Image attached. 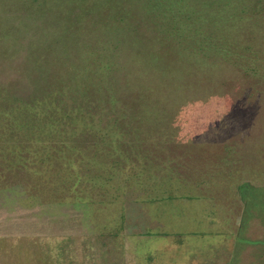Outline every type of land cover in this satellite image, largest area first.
Returning a JSON list of instances; mask_svg holds the SVG:
<instances>
[{
	"label": "rangeland",
	"instance_id": "374dc122",
	"mask_svg": "<svg viewBox=\"0 0 264 264\" xmlns=\"http://www.w3.org/2000/svg\"><path fill=\"white\" fill-rule=\"evenodd\" d=\"M44 1L29 0L23 8L18 0H0V264H264V7L234 17L230 14L237 7L234 3L185 0L191 5L189 26L198 18V31L225 28L249 46L233 47L238 54L246 49L244 56L230 46V53L218 57L179 41L182 36L200 38L196 31L186 36L187 30H182L180 38H172L168 27H173V21L151 13L146 5L143 10L142 0ZM198 7L210 14L213 10L212 25L205 19L208 13L192 18ZM138 20L143 24L137 28ZM109 26L112 36L124 28L128 32L137 28L144 42L152 41L147 47L163 73L140 76V80L148 85L155 82L158 89L134 90L122 64L106 72L102 63L110 53L104 48ZM248 28L256 29L255 37L246 33ZM124 52L129 55L130 50ZM41 63L46 65L44 79L50 93L36 97L51 99L58 92L56 100L66 106L76 100L84 112L91 113L85 124L77 111L71 112L76 121L67 118L68 130L76 137H51L46 127L39 132L34 128L32 133L12 121L20 120L19 99L25 100L31 91L29 75L35 79ZM76 73L100 87L75 83ZM65 83L67 88L61 92ZM134 115L141 120L131 119ZM103 133L105 137H100ZM84 148L96 150L94 157L82 152ZM74 149L81 150L77 158L66 157ZM129 149L136 152L131 158L136 165L125 163ZM182 160L196 167L207 165L208 169H197L209 173V192L181 184L175 166ZM158 163L167 176L170 202L176 201L173 194L178 195L180 209L207 214L210 223L188 215L183 224L163 227L167 235L162 236L154 233L159 227L116 222V208L107 207L102 213L112 214L107 215L110 223L104 230L84 227L83 232L104 240L109 250L80 253L75 238L86 233L60 227L54 235L41 226L38 233L13 214L18 204L32 201L46 216L49 207L65 203L68 191L80 195L77 183L87 177L94 183L102 181L100 186L114 181L120 189L109 187L100 194L101 201L93 202L123 203L131 198L129 182L136 180L139 185L145 172ZM110 170L113 176L100 177ZM53 173L58 178H50ZM189 196L196 200L189 202ZM70 243L73 248L66 249ZM51 244L55 252L50 251ZM66 252L68 257H63Z\"/></svg>",
	"mask_w": 264,
	"mask_h": 264
},
{
	"label": "trees",
	"instance_id": "16d2710c",
	"mask_svg": "<svg viewBox=\"0 0 264 264\" xmlns=\"http://www.w3.org/2000/svg\"><path fill=\"white\" fill-rule=\"evenodd\" d=\"M18 1L24 8L26 2L29 0H18ZM217 1L234 3L237 7L235 11L230 13L235 15L234 17H244L245 14L248 13L247 15H249V12L251 13L258 10H262L264 7V5L260 4V2L261 1L264 2V0H247L248 1L247 3H244V0H217ZM140 2H141L140 6L144 8L143 10H145V5H146L148 9L153 11L151 13H156L159 16L166 18L169 17L171 21H173V25H172L173 27L172 28L168 27L169 33L171 34L172 38L175 36H178V38H180V36L182 35L181 34L182 30H187L186 32H183V34H185L186 36H190L191 32L189 31H196V33H199L201 35L200 38L197 37L195 38L194 35L192 34L191 36L194 37V40H185V38L183 39L182 36V41L181 39L179 41L183 42L185 46L194 47L195 50L196 49L205 50L206 56H208L210 52L212 53V55L218 57L224 56L225 54L231 52L229 50L230 46H232L231 49H233V47H240V45H244L246 49H249V46H247V44L245 43V39L233 38L231 32H229L225 28L217 27L216 30V29H210L209 27V30H204L200 32L202 28H200L199 31L197 29L196 20L198 18L192 19V25L189 26V23L187 21L191 20L190 18L191 5H189L185 0H142ZM43 3H46V0ZM198 8L199 9H194V11L196 10V13L192 11V18L198 17L199 15L202 18L203 13L206 14L208 13V9L207 12H205L206 10H204L203 8L201 7ZM200 12L202 13L200 14ZM140 15L144 16V13H141ZM178 15H180L181 18L178 17ZM221 15L224 16L223 13H221ZM214 17L215 15L213 13V10L211 9V14L208 13V16L205 18L207 20V24L212 25V23H214ZM208 19L210 20L208 21ZM141 23H142L141 20L137 21V28L140 26ZM183 24H185V26H183ZM137 28L134 31L129 30V32L127 31L128 30L127 28H124L115 36L110 35V33H112L113 31V28L111 26L105 29L107 35H106V44L104 45V48L110 51V53L109 55L107 53V56H109V58L104 63H102V65L108 69L106 70V72H111L112 70L115 69L118 70L121 64L124 65V67H126L125 69L126 73H128L127 76H129L130 78L129 81L128 80L127 81L130 82V85L132 84L134 86V90L143 91L147 93L146 91L149 90L150 88L158 89L157 84L153 82L152 84L155 85V87H152V84L151 85L150 83L149 85L146 84L148 83V81H146L145 79L144 81H141L140 76L145 77L152 73L153 74L154 73L159 74L160 72L163 73V68L161 66H157L161 63L155 61V59H157V56L150 51L151 50L150 47H147L148 44L152 41L144 42L141 39L140 33L136 32ZM253 30L256 29L248 28L246 29V33L250 32L252 36L255 37L256 32L253 35L252 32ZM178 31L180 33H177ZM38 35L39 33L37 34V36ZM129 38L131 40H128ZM26 39L28 42L32 40V38L31 39L26 38ZM241 40L242 43L239 42ZM126 44L129 45V48H127ZM246 49L241 50L242 53L240 52L239 54L237 52L238 50L233 49V51L237 52L238 55L241 54L242 56H244ZM126 50H130L129 55L124 52ZM97 52L98 51L96 52L92 51L90 52V54H94V55L99 54ZM121 52L125 53V55H123V53ZM44 68H46L45 64L42 63L39 64V67L37 68L38 70L37 72L39 74L38 75L36 74L37 78L35 77V79L29 75V81L32 85L31 91L27 93L25 100L22 98L19 99V105L23 106L18 110L19 114L21 115L20 120L17 117L15 119H12V121L14 124L18 126H22L23 129L25 130H31L32 133L34 132L33 131L34 128L36 130L38 129L37 132H39V128L41 129V127H46L45 132L50 134L51 137L54 136L55 134L60 138H66L67 136H72V133L74 134V131H72L71 129L68 130L70 128V125H67V123L70 124V121H67V118L69 119L72 118V122H73L76 121L77 117L73 115L71 117V112L77 111L79 114L78 116L81 119L85 118L84 124L88 121V117H89L88 115L91 113L84 112L81 105H79L81 103L78 104L77 103L78 101L76 100L74 101L75 104L73 103V105L71 106L68 105L69 107L66 106V104H64L63 101L61 102V100L60 101L56 100L55 96L57 97L59 94H61L58 92H54V96L51 99L42 100V98L36 97V94L38 95L41 94L42 96V95H48V93H50V91H47V87L45 86L46 79H44V76L46 75V72L44 71L45 70ZM164 73H166L165 70ZM82 76H83L82 74L76 73V75L74 76V82L80 85L85 84L86 82L87 84H95L97 86L96 88L100 87V86L98 87L99 84L97 82L94 83L87 80H82L83 79ZM66 88H67V83L61 86L60 91L64 92ZM144 88H149V89H144ZM142 96L145 97V95ZM65 106L67 109L65 108ZM130 118L138 121L141 120L140 116L136 117L135 115L134 118L133 117ZM116 119H113V121H115ZM18 126L15 127L19 132H21V129ZM80 133L82 132L80 131L79 133H77V136H79ZM30 137L31 135L27 136L28 139H30ZM73 137L76 136H72V138ZM100 137H105L104 133ZM17 138L20 137L17 136Z\"/></svg>",
	"mask_w": 264,
	"mask_h": 264
},
{
	"label": "crops",
	"instance_id": "0c3cea01",
	"mask_svg": "<svg viewBox=\"0 0 264 264\" xmlns=\"http://www.w3.org/2000/svg\"><path fill=\"white\" fill-rule=\"evenodd\" d=\"M163 144H167V143H163ZM79 151L81 150H77V149L68 150L66 152V157H71L72 159H76L78 156L76 153H79ZM84 151L89 152L88 154L89 157H94L92 151H96V150L84 148L82 149V152ZM128 153H129L128 154L129 162H125V163H128L130 164V166H133L134 165L133 162L135 161L133 160L131 161V158H133L136 152L132 149H129ZM115 158L117 159V156H115ZM69 159L70 158H68V160ZM83 159H84L83 161L86 160L84 157ZM82 164L86 166L87 161ZM136 164L137 162H135V165ZM171 166H175V164ZM175 167L176 169L179 170L178 175L180 180L182 181L181 184L185 185V183H188L193 186V189L195 191H199V193L209 192L208 191L210 190L209 188L210 183L208 181L209 173L205 170L197 169V168L208 169L207 165L196 167L194 164L191 165L187 163L185 160H182L180 161V164H177V166ZM136 168L138 169V166ZM85 169L87 168L85 167ZM152 169L154 170L145 172L144 180L142 182H139L140 183L139 185L137 184L138 182L136 180L134 181L131 180V182H129V186L132 190L131 198L129 197V200L123 203L121 202L119 203L117 201L118 203L114 204L115 202H112L114 201V199H111L112 204L111 203L98 204L99 202H93L96 199H97L96 201H101V199L103 198V196H101L103 190L106 192V189L109 190V187L111 190L113 189V187L114 189L115 188L119 189V185L118 184L115 185L116 182L114 181H111V183L105 182V184L102 185L103 186L102 189V186H100L102 181L94 183L91 182L90 180L88 181V177H87L84 180L80 179L77 183V186L80 188V190H78L81 193L80 195L78 194L73 195L72 192L68 191L65 203L62 204V206L60 207H56V206L53 207V205L49 207L48 215L46 216L44 215L42 217L41 213H38V205L32 201H30V204H27L26 202H23L22 204H18L16 207V212L13 214L17 215V221L20 224H24L29 228L33 227V230L38 229L40 232L41 230L38 227L39 226H41L42 228L45 227L42 230L46 229L44 231L48 233L50 232L54 235L57 232V230L60 229V227L61 229L66 228L69 231L70 230L74 231L75 229V232L77 234L83 232L84 227H88L89 229L90 227H97L99 231L104 230L102 229V227H104L107 223H110V220H107L108 219L107 215L110 216L112 214V212L102 213L101 210L106 209L107 207L110 208L109 211L114 210L116 208L117 211L116 217L113 218V219L117 218L116 222L120 223L122 220L124 221L125 224L127 222L130 225H134V226L142 225V226L159 227V229H157L158 231L154 233L162 236L167 235V232L164 231L163 227L183 224L185 220H188V218H190L189 216H192L196 221L201 222V220H204L205 223H207L208 221L210 223V219H208L210 217H208L207 214L206 215L203 214L201 215L199 213L195 214L192 210L190 211V209L187 208L180 209L178 204L176 203L177 199L179 198L178 195L173 194L174 197L173 199L176 201L170 202L169 197L166 195L167 182L164 181V178L167 176L162 171L163 169L162 163H158V165H156ZM71 171L73 170L71 169ZM57 174L58 173H53L52 176L54 177L50 176V178L52 179L58 178ZM105 175L113 176L114 172L111 170L110 172H106V171L105 173L102 172V174H100V177L103 179ZM68 182L69 181H67V183ZM53 183H54L53 180L50 181L49 184L51 187L50 192L53 189V187L51 186V184ZM45 185L48 184L45 183ZM133 190L136 191L135 194ZM186 200L190 202L196 199L194 196L191 197L189 196V198H187ZM80 210L83 211L85 214H82ZM86 210H89L88 211L89 213L87 212L86 214ZM38 230L36 231L38 232ZM134 232L139 233L137 230H135ZM77 237L78 238H75L76 249H79L80 253H92L93 251L95 252V251H102V249L104 250L108 249V247H106L104 244V240L103 241L98 240L96 236H88L86 233L85 237L83 235H79ZM50 246H51L49 247L50 251L55 252L56 251L55 245L51 244ZM69 248H73V245L71 243L67 246L66 249ZM67 254L69 253L66 252L65 254H63V257H68Z\"/></svg>",
	"mask_w": 264,
	"mask_h": 264
}]
</instances>
